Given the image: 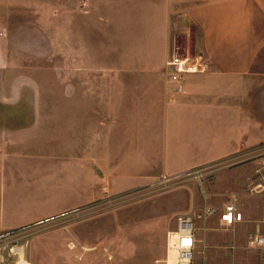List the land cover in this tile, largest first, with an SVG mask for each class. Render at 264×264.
Segmentation results:
<instances>
[{
  "label": "rangeland",
  "instance_id": "1",
  "mask_svg": "<svg viewBox=\"0 0 264 264\" xmlns=\"http://www.w3.org/2000/svg\"><path fill=\"white\" fill-rule=\"evenodd\" d=\"M139 18L140 7L106 5L20 13L0 54V166L13 167L43 197L44 214L0 236L24 245L28 264H168L167 236L186 215L197 230L194 264H264V248L249 246L251 237H264L257 155L134 181L109 172L106 149L94 148L97 135L106 144L109 122L138 108L119 90L109 96L104 79L143 61L198 55L188 21L175 23L163 58L159 39L143 37L158 26ZM145 45L153 52L144 53ZM234 201L243 223L226 228L218 215L204 217Z\"/></svg>",
  "mask_w": 264,
  "mask_h": 264
},
{
  "label": "crops",
  "instance_id": "2",
  "mask_svg": "<svg viewBox=\"0 0 264 264\" xmlns=\"http://www.w3.org/2000/svg\"><path fill=\"white\" fill-rule=\"evenodd\" d=\"M53 5L140 7L138 20L158 26L143 37L159 39L156 53L163 58L175 23L188 21L189 41L208 63L206 74L188 76L179 87L164 73L170 56L103 80L109 96L119 90L138 107L108 123L106 144L93 138L96 151H107L109 172L138 181L264 153V0H0V54L21 12ZM15 175L13 167L0 166V235L44 214L43 197Z\"/></svg>",
  "mask_w": 264,
  "mask_h": 264
},
{
  "label": "built area",
  "instance_id": "3",
  "mask_svg": "<svg viewBox=\"0 0 264 264\" xmlns=\"http://www.w3.org/2000/svg\"><path fill=\"white\" fill-rule=\"evenodd\" d=\"M208 70V63L201 55L193 56L190 54H173L166 61V73L169 83L177 85L178 87L181 86L186 77L191 75L206 74ZM257 158L260 159L257 174L264 177V153L257 155ZM260 182L261 181L257 184L256 190L261 189L260 193H262L264 192V184ZM217 215L219 218V224L226 228L234 227L244 222L243 213L240 211L238 204L235 201L226 205L225 209L220 213L213 209H207L204 213L205 218ZM198 218L201 219L202 216ZM176 237H179V239H176ZM184 239H191L192 245L185 248L182 245V241ZM173 240H175L174 245ZM197 244L198 239L195 227V218L186 215L178 217L175 229L167 236L168 250L179 253L176 264H194ZM249 246L250 248L255 249L264 248V237L260 235L251 237ZM21 255H24V245L19 244V242H15L9 246L5 243L3 236H0V264H16Z\"/></svg>",
  "mask_w": 264,
  "mask_h": 264
},
{
  "label": "clouds",
  "instance_id": "4",
  "mask_svg": "<svg viewBox=\"0 0 264 264\" xmlns=\"http://www.w3.org/2000/svg\"><path fill=\"white\" fill-rule=\"evenodd\" d=\"M176 239H179V237H176ZM175 244V240H173V245ZM182 245L187 248L192 245V240L191 239H184L182 241ZM179 256V253L176 251H170V259H169V264H176L177 257Z\"/></svg>",
  "mask_w": 264,
  "mask_h": 264
},
{
  "label": "bare ground",
  "instance_id": "5",
  "mask_svg": "<svg viewBox=\"0 0 264 264\" xmlns=\"http://www.w3.org/2000/svg\"><path fill=\"white\" fill-rule=\"evenodd\" d=\"M169 253H170V251H169ZM169 259H170V254H169V258H168V264H169ZM17 262H16V264H28V262H26V260H25V254L21 255L20 259Z\"/></svg>",
  "mask_w": 264,
  "mask_h": 264
}]
</instances>
